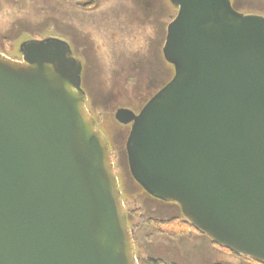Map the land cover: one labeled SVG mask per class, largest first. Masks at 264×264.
Wrapping results in <instances>:
<instances>
[{"label":"water","instance_id":"1","mask_svg":"<svg viewBox=\"0 0 264 264\" xmlns=\"http://www.w3.org/2000/svg\"><path fill=\"white\" fill-rule=\"evenodd\" d=\"M173 77L135 113L130 172L200 232L264 264V16L170 0ZM0 51V264H139L112 147L60 37ZM214 264H226L217 262Z\"/></svg>","mask_w":264,"mask_h":264},{"label":"rangeland","instance_id":"2","mask_svg":"<svg viewBox=\"0 0 264 264\" xmlns=\"http://www.w3.org/2000/svg\"><path fill=\"white\" fill-rule=\"evenodd\" d=\"M231 1L239 12L264 16V0ZM171 6L170 0H0V51L21 59L20 44L28 39L56 36L70 43L82 61L88 109L112 147L138 260L207 264L201 252L167 242L197 235L189 223L155 224L179 210L155 200L132 177L126 152L131 125L115 118L121 107L138 113L172 78L174 66L163 55L167 25L177 13Z\"/></svg>","mask_w":264,"mask_h":264},{"label":"flooded vegetation","instance_id":"3","mask_svg":"<svg viewBox=\"0 0 264 264\" xmlns=\"http://www.w3.org/2000/svg\"><path fill=\"white\" fill-rule=\"evenodd\" d=\"M82 87H83V83H82ZM97 126H98V123H97ZM151 197H153V196H151ZM153 198L159 202H163V203H167V204H171L173 206H176L179 210V214L171 216L170 218H161V217L157 218L155 220V224L159 225V227H161L164 222H165V224H168V225H174V219H178L179 224H181L180 220L183 221L182 223L190 222L185 217V215L182 213V210L178 204L171 202V201H164V200L158 199L156 197H153ZM152 228L155 230V228H158V226L155 225V227L152 226ZM193 228L196 231L197 235L192 236V237H190V236L188 237V236H185V234L184 235L181 234L180 236H178L179 238L171 236V237H169L170 240L167 239V242L169 241L171 244L173 243L177 248H179L181 250H182V247L188 245L190 249L193 248L194 252H196V253L201 252L203 256L205 255L206 259L204 261H205V263L207 262V264H214L217 262H222V263H226V264H243L241 261L255 262L257 264H263V263L257 262L256 260H254L252 258H249L245 255L238 254V253H236V252H234V251H232L226 247H222V246L218 245L217 243H215L211 239V237L209 235L198 231L194 226H193ZM155 232H157V231H155ZM219 256H221V257H219ZM159 259H161V258H159ZM161 260H164V259H161ZM164 261L167 262L168 264H178L177 262H173V261H166V260H164Z\"/></svg>","mask_w":264,"mask_h":264},{"label":"trees","instance_id":"4","mask_svg":"<svg viewBox=\"0 0 264 264\" xmlns=\"http://www.w3.org/2000/svg\"><path fill=\"white\" fill-rule=\"evenodd\" d=\"M174 8L177 10L178 7L175 6L173 3H171ZM173 6H171V9L173 10ZM171 13L173 14V12L171 11ZM176 15V14H175ZM175 16H173L172 18H174ZM168 66L170 65L169 63H166ZM174 75V74H173ZM173 77V76H172ZM189 226L192 224L190 222ZM193 227V226H192ZM139 264H168L167 262H165L164 260H161L159 258H151V257H147V258H143V259H139Z\"/></svg>","mask_w":264,"mask_h":264}]
</instances>
